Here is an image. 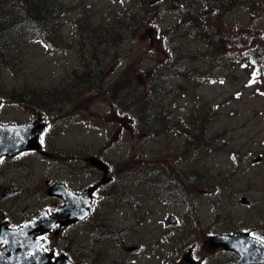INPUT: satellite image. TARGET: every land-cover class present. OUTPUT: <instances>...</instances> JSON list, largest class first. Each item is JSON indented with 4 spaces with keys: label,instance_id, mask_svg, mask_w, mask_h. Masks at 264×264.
I'll return each mask as SVG.
<instances>
[{
    "label": "rangeland",
    "instance_id": "1",
    "mask_svg": "<svg viewBox=\"0 0 264 264\" xmlns=\"http://www.w3.org/2000/svg\"><path fill=\"white\" fill-rule=\"evenodd\" d=\"M50 3L58 10L51 40L9 25L0 30V124L43 116L51 155L26 152L0 161V223L15 228L54 212L59 202L47 195V181L76 191L98 184L102 176L82 162L96 156L116 181L101 191L93 221L53 237L57 252L80 264L119 257L126 264H177L189 251L205 257L212 235L264 236V67L254 59L264 58V6L238 2L222 22L198 28L189 18L208 9L202 0ZM146 12L141 27L127 29L130 17ZM199 29L222 41L220 58ZM169 42L191 58L172 61ZM87 70L96 80L84 92ZM21 89L37 101L52 96L53 104L23 105L11 95ZM194 126L206 132L200 152L189 139ZM8 186L14 195L4 198ZM108 231L122 235L123 252L114 251L119 242L95 241ZM134 246L139 251L128 253Z\"/></svg>",
    "mask_w": 264,
    "mask_h": 264
},
{
    "label": "water",
    "instance_id": "2",
    "mask_svg": "<svg viewBox=\"0 0 264 264\" xmlns=\"http://www.w3.org/2000/svg\"><path fill=\"white\" fill-rule=\"evenodd\" d=\"M153 35V30L148 31ZM2 100L0 99V107ZM47 124L43 118L26 125H0V158L15 157L24 151L41 150V135ZM94 167L106 174L102 184L108 183V167L95 157L88 159ZM96 188L88 190L77 197L65 185L55 184L48 190L50 196L64 199L65 205L56 214L45 212L36 220L27 222L18 230H11L8 222L0 224V239L6 247L0 252V264H51L54 254H47L41 249L42 241L37 238L46 234L57 224L70 226L87 216L91 205L92 194ZM13 187L4 190L3 196L13 195ZM175 218L168 223L176 224ZM210 251L219 247L226 251L236 252L240 259L232 264H263L264 243L250 236L249 233H235L222 236H211L208 241ZM53 264H72L67 257L59 258ZM178 264H198L192 252L185 254Z\"/></svg>",
    "mask_w": 264,
    "mask_h": 264
},
{
    "label": "trees",
    "instance_id": "3",
    "mask_svg": "<svg viewBox=\"0 0 264 264\" xmlns=\"http://www.w3.org/2000/svg\"><path fill=\"white\" fill-rule=\"evenodd\" d=\"M181 1V0H174ZM206 2L208 9L204 11V13L198 17H190L189 22L191 26L195 25L200 28L203 25H211V20L222 22L223 16L228 14L238 2L250 1V2H258L259 6H264V0H202ZM51 0H0V30H4L3 28L6 25H9L11 28L9 31H15L17 29L24 30L25 33L32 32V35H36L35 37H39L41 39L51 40V33L54 32L56 23L54 22L57 18L58 10H54L51 8ZM151 10V9H150ZM151 13H147L140 18H135L134 16L129 18V23L126 26L127 29H132L134 24H139L141 27L142 22L150 15ZM199 35L205 41L211 45V51L216 55L217 58H220V54L222 53V48L220 46L221 40H211L207 33H205L204 29H199ZM175 43L169 44L173 48L169 57L172 61L181 63L183 59H190L191 57L181 56L179 54V49H175ZM254 59L258 60L262 66L264 67V58H259L254 56ZM181 61V62H180ZM254 65H256V61H254ZM163 67V66H161ZM163 68H157L159 72L162 71ZM173 74L180 75L178 70L172 72ZM90 71L87 70L82 77H86L89 79L88 85L82 86V91L89 92L91 90V83L96 80V76L90 74ZM76 76L73 79V82H77ZM209 79V78H208ZM24 89H21L20 92L15 91V93L11 94L13 98L19 97V102L23 105L30 106L31 108H43V104L47 103V105H52L54 101V97L52 96H43L39 101L36 100L34 94L28 92L24 93ZM20 93V94H17ZM1 97V96H0ZM152 107H147L146 111H151ZM149 117H152V114H148ZM161 119H157L159 121ZM161 123V122H160ZM167 128V126L163 127ZM206 128L205 130H207ZM192 145L197 149L196 151H202L206 146V132L199 133L196 126L192 127L191 138Z\"/></svg>",
    "mask_w": 264,
    "mask_h": 264
},
{
    "label": "flooded vegetation",
    "instance_id": "4",
    "mask_svg": "<svg viewBox=\"0 0 264 264\" xmlns=\"http://www.w3.org/2000/svg\"><path fill=\"white\" fill-rule=\"evenodd\" d=\"M43 155L44 156H48V157L50 156L49 154H43ZM82 162L87 163V158L82 159ZM109 168H110V172H109L110 181H109V184L108 185H105V186H102V187H99L98 190L96 191V193L94 194V196H93V202H92V206H91V209H90L89 217L86 220L81 221V222H78V223H76V224H74V225H72L70 227H62V226L58 225V226L54 227L49 233H47L46 235H44L41 238L43 240V249L46 252H48V253H54L55 254V258L53 260L57 259L60 256L66 255L70 259V261L72 263H74V264H80L79 263V259L75 258L74 256L68 255V253L66 251L65 252L63 251V252L58 253L57 251H59V248L57 246H55V244L53 242V237H59L60 234L63 233V231H66V230H69V229H77L79 227H82L84 225H87V224H89L91 221H93L96 218L97 212H98V208H99V204H100V202L98 200L102 197L101 191L104 188L109 187L112 183H114L116 181L115 175L112 174L110 165H109ZM125 170L124 169L121 170V172H120L121 176H123L122 174L125 172ZM97 171L99 172V174L103 178V176H104L103 172H101L99 170H97ZM102 178H101V180H102ZM101 180H100V182H101ZM100 182L98 184L93 183L89 187H87V188H85L83 190H77V191L76 190H73V191L76 194L81 195L86 189L91 188L93 186H98L100 184ZM57 200L59 202V207L54 211V213L61 206H63V204H64L63 200H61V199H57ZM93 228H95V226H93ZM242 232H248V233H250V235L252 237H255L257 239H260L261 241L264 242V236H262L260 234L255 235L254 233H252L250 231H242ZM121 236L122 235L120 233H112L111 231H108L107 233H102L101 234V237L98 238V239H95V241L119 242V243L115 244L114 251L117 250V249H119L121 252H123L125 250V247H123V244L120 243L121 242L120 239H122ZM138 248L140 249V247H138V246H134L132 248H128L127 249L128 250L127 252L129 253V252L139 251ZM1 249H0V251H1ZM106 249L108 251V254H110L109 253V247L108 246H106ZM206 250H207L206 251V256L203 257V258H201V259L200 258H196L195 255H194L195 260H197L199 262V264H232V263L236 262L240 258L239 254H237L235 252L225 251L223 248H219L216 251L211 252L206 247ZM217 253H223V254H225L226 255V259L225 260H218L215 263H213V259L211 257L216 256ZM126 262H127L126 259H123V258L119 257V258L113 259L110 263H107V264H126Z\"/></svg>",
    "mask_w": 264,
    "mask_h": 264
},
{
    "label": "snow or ice",
    "instance_id": "5",
    "mask_svg": "<svg viewBox=\"0 0 264 264\" xmlns=\"http://www.w3.org/2000/svg\"><path fill=\"white\" fill-rule=\"evenodd\" d=\"M221 83H223V81H221Z\"/></svg>",
    "mask_w": 264,
    "mask_h": 264
}]
</instances>
